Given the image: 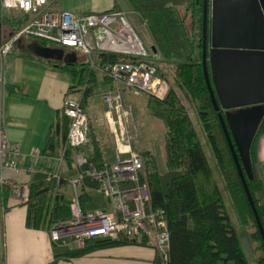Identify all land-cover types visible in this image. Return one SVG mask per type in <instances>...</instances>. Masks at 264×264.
I'll list each match as a JSON object with an SVG mask.
<instances>
[{"label":"trees","instance_id":"1","mask_svg":"<svg viewBox=\"0 0 264 264\" xmlns=\"http://www.w3.org/2000/svg\"><path fill=\"white\" fill-rule=\"evenodd\" d=\"M129 1L133 10L146 23L162 57L176 61L172 64L176 67L179 79L189 88L187 92L197 104L200 122L225 183L229 204L239 225L249 230L258 264H264V234L207 84L203 64L204 0ZM6 10L1 17L2 24L7 26L9 33L13 30L18 31L27 23L26 16L16 12L12 15ZM36 40L44 45L49 43L40 37H32L28 43ZM23 49L28 51L26 47ZM145 57L130 52L102 51L97 64L104 66L141 59L151 63ZM46 61L69 76L70 90L81 94L85 107V100L97 89V72L92 68V62ZM209 72L212 76L213 69L210 64ZM152 103V110L163 118L167 129L169 171L160 172L156 156L151 151L143 152L148 166L152 205L160 210L170 234L168 259L166 261L162 259L163 264H250L239 226L230 214L218 176L208 159L195 124L188 114L182 112L174 86L172 85L171 93L166 100ZM70 125L71 119L63 111L58 115L54 131L50 133L46 144L45 150L49 157L63 156L61 154L65 151L64 156L67 163H70L75 162L73 155L76 152L86 151V147L75 148L71 145L68 137ZM259 132L264 134V118ZM235 150L237 152V149ZM88 157L89 160L103 164L94 156ZM48 164L49 162L45 160L43 168L36 172L30 183L27 201L29 226L39 227L45 225L48 219L58 221L72 217L71 200L58 191L57 186L52 190L57 179L50 178L52 173H55L52 170L55 169ZM241 169L246 175L243 166ZM254 181L256 179L247 178V185L264 226L260 200L252 188ZM7 194L8 192L1 191L2 201L7 199ZM102 240L104 242L97 243L101 247L135 244L111 238ZM93 245L94 243L89 242L85 249L67 251L62 257L84 256L96 248ZM154 264H162L157 252Z\"/></svg>","mask_w":264,"mask_h":264},{"label":"crops","instance_id":"2","mask_svg":"<svg viewBox=\"0 0 264 264\" xmlns=\"http://www.w3.org/2000/svg\"><path fill=\"white\" fill-rule=\"evenodd\" d=\"M123 4L120 3V0H56L52 8H56V10H70L82 14L113 9L123 11L125 10L122 7ZM128 6H130V3ZM127 11L130 12V9ZM133 11L131 10V12ZM92 31L93 38H95V43L92 44V52L95 47L100 53L102 51H132V48L127 46L128 42L125 38L113 34L110 30L97 28ZM46 60L37 57L29 49L27 51L23 47L18 46H14L3 57L0 56V128L3 126L6 129L10 142L17 144L22 154L19 160L22 170H6L3 172L0 169V179L6 178L15 185L25 186L26 198L23 199L17 196L11 187L0 184V190L8 192L5 201H2L0 198V263L154 264L156 251L153 248L141 244H120L101 247L97 243L104 242L103 238L88 241V244L91 242L94 243L93 246H96L90 253L81 257L72 256L71 258H63L62 255L67 251L80 250L73 246H62V244L56 243L52 239V227L66 220L51 221L48 219L45 225L42 224L39 227L27 224V201L29 200V187L33 176L43 168L45 160L49 162L48 165L52 166L53 169H56L58 166L60 170L63 164H67V160H63L62 156L49 157L45 149L50 133L54 131L58 115L63 111L65 112L66 96L71 91L70 78L67 74L60 72L57 68L48 64ZM100 75L97 76L96 91L85 100V109L91 120L89 142L85 153L88 156L96 157L100 163H108L112 162L118 153H122L124 157H129V153L126 150V146L129 144L132 148L138 150L136 152L143 155L142 151L144 149L140 150L138 148L136 140L145 129L141 127L142 125L138 124L140 122L137 121L135 116L132 117L135 120L130 122V129L128 130H113L112 125L108 121L107 112L109 105L103 99V94L112 88V84L104 76L101 77ZM125 98L127 101L131 98L127 92L125 93ZM154 119L156 120L157 129L160 134H163L165 137L163 140L162 161L160 162L151 147L145 151H151L156 156L159 171L165 173L169 171L166 147L167 130L163 120L157 117ZM132 127L133 129H131ZM122 131H126L123 137L121 135ZM235 149H237L236 146ZM37 151L41 152V154H36ZM251 157L254 170L253 180L256 179L253 182L252 188L260 200L264 216V134L259 132V130L252 144ZM238 158L242 164L240 154ZM242 166L244 167L243 164ZM23 168L26 169L24 170ZM72 168L74 167L72 166ZM78 171L80 174L79 169ZM59 173L58 171L52 173V176H50V178H57L56 185L52 190L57 186L58 191L65 194L62 190L67 183L59 185L63 181L60 178L63 176ZM245 173L247 181V178H250L246 170ZM57 174L60 176H56ZM57 182L59 183L58 185ZM80 188L82 189L81 192ZM90 191L98 190L90 184H82L77 188L74 198L70 199L71 202L73 203L79 197L85 212L95 210L110 211L104 208L95 210L86 209V206L92 200L89 195ZM73 217L74 215L70 219ZM242 229H245L247 232L246 235L253 250L254 263L250 260V264H258L254 246L250 241L249 230L246 227H242L241 231Z\"/></svg>","mask_w":264,"mask_h":264},{"label":"built area","instance_id":"3","mask_svg":"<svg viewBox=\"0 0 264 264\" xmlns=\"http://www.w3.org/2000/svg\"><path fill=\"white\" fill-rule=\"evenodd\" d=\"M56 0H0V15L6 9H13L28 18L27 24L16 31L13 39H0V56L11 50L14 40L40 37L57 47L73 52L82 49L91 54L86 43L90 29L105 28L126 39L132 48L130 53L144 56L145 51L139 42L138 34L127 14L120 10H106L79 14L70 10L52 8ZM129 53V52H127ZM92 68L106 72L116 82L151 96L158 101L166 100L172 90L167 75L157 66L145 61L116 62L98 66L92 61ZM110 100V96H106ZM65 114L71 119L69 141L73 147H86L89 142L90 118L82 98L70 91L65 100ZM125 132L122 131V137ZM129 141V140H128ZM129 157L118 153L112 162L99 164L89 160L84 151L73 156L80 174L73 179L77 187L88 181L96 184L113 204L110 211L95 210L85 212L79 197L71 205L74 217L55 224L51 229L52 239L62 246L83 249L88 241L95 238H111L117 241L133 242L153 248L161 259L167 260L170 234L159 210L152 205V191L148 180L145 159L127 144ZM63 152V160H66ZM36 154H41L37 151ZM21 150L10 142L6 129L0 128V169L20 171ZM24 170L26 168H23ZM58 176V174L56 175ZM1 185L11 187L13 192L25 198V186L15 185L6 178ZM94 186V185H92Z\"/></svg>","mask_w":264,"mask_h":264},{"label":"water","instance_id":"4","mask_svg":"<svg viewBox=\"0 0 264 264\" xmlns=\"http://www.w3.org/2000/svg\"><path fill=\"white\" fill-rule=\"evenodd\" d=\"M22 47L47 60L79 62L76 53L39 40ZM154 50L157 52L156 46ZM203 64L212 100L264 234L241 169L243 164L249 178L254 179L251 148L264 118V0H204Z\"/></svg>","mask_w":264,"mask_h":264},{"label":"rangeland","instance_id":"5","mask_svg":"<svg viewBox=\"0 0 264 264\" xmlns=\"http://www.w3.org/2000/svg\"><path fill=\"white\" fill-rule=\"evenodd\" d=\"M120 3H124L122 5V7L125 10H123V11H125L129 20L133 24L137 34L139 35L138 36L139 42L142 44V46L144 48V51H145L144 56H146L145 58L149 59L151 61V64L153 63V65L160 68L162 70V72L167 75L168 79L170 80L171 85L174 86V91L176 92L177 97L181 103L182 112L183 113L185 112L186 114H188V116L191 118V120L195 124L196 129L198 131V134H199V136L202 140V143L204 145L205 152L208 156V159H209L213 169L215 170L216 175L218 176L220 185L222 187V193H223V196L225 197L226 202L228 204L230 214H231L232 218L234 219V222L236 224H238V226H239V229H240V232L242 235V239H243L244 245L246 247L249 259L252 261V263H254V258L252 256L253 250L250 246L249 238H247V235H246L247 232L245 231V229H242V231H241L242 226L239 225V223L237 222L238 220L233 213V210L231 208V204H229L230 201L228 199V194H227V190L225 188V183L222 180V177L218 171L216 158L212 154L211 148L209 146L208 138H207L205 131H204V128L200 122L199 111L196 107L197 104L193 100V98H191V95L189 94V92H187V90H189V88H187L185 86L186 84H183V81H181L179 79L180 77L178 76V72L176 70V67L174 64H172V63H175L176 61L170 60V59H165L159 53V50H157V52H155V50H154V46H155L154 39H153L152 35L150 34L146 23L140 18V16L135 11H133L132 5H131L129 0H120ZM129 3H130V6H128ZM54 9L56 10V8H54ZM129 9H130V12L127 11ZM131 10L133 12H131ZM6 11H8L12 15H14L16 12L13 9H9ZM2 14H3V12H1V15H0V39L4 40L6 42V41H9L10 39H13V36L16 34V31L13 30L12 33H9V29L7 28V26H3V24H2L3 20L1 17ZM26 24L27 23H25V25ZM21 29H19V30H21ZM31 38H27V39L21 38L22 43H18L19 40H14V44H12L11 49H13L14 46L22 47L23 44H25V43L27 44L28 40ZM85 39H86V43L92 49V44L95 43V41H94L95 38H93L92 29H90V32L86 35ZM125 44H126V42H125ZM48 45L51 46L53 44L51 42H49ZM127 46H129V44ZM125 49H127V48L125 47ZM73 52H75L77 54L79 61H87V62L94 61L96 63V65H98L97 62H98V57H99L100 51L97 50L96 47L93 49V52L90 55L86 54L82 49H76V50H73ZM93 69L97 72L96 76H99L100 74H104V75H100V76L101 77L104 76V78L112 84V88H110L109 91H107L106 93L103 94V99L109 105V109L107 112V119L110 122V124L112 125L113 130H128V129H130L129 124H130V122H133V120H135V119H132V117L135 116L137 121L140 122L138 124L142 125L141 127L143 129H145L144 132L140 133V136L136 140V144L138 145V148L140 150L144 149L143 151H145L147 148L151 147L161 162L163 159V140L165 137L163 134H160L159 130L157 129V123H156V120L154 118L157 117L161 120H163V118L157 116L154 113V111L152 110V106H153L152 102H157L158 100L154 99L153 97L151 98V96L148 97L146 94L139 92L137 90H134L132 88H129L122 83L116 82L106 72H104L102 70L95 69V68H93ZM126 92L131 97L129 101H127L125 98ZM75 93L81 97V94L79 92H75ZM107 95L110 96L109 101L106 100ZM90 124H91V120H90ZM164 126L166 128V125H164ZM131 129H133V127ZM124 132L126 133V131H124ZM132 149L135 152L138 151L134 148H132ZM143 151H142V153H143ZM71 165L74 168H72ZM145 166H146L147 175H148V166L146 164V160H145ZM58 171L60 172L59 174H61L63 176L60 178L62 180H64V183L65 182L67 183L63 187L62 191L65 192L68 199H73L75 194H76L77 188H79V186H81V185H79L76 187L73 183L74 177L79 176V171H78L77 167L74 166L73 161H71L69 164L68 163L63 164V167L60 170L58 169V166H57L55 169V172H58ZM59 174H58V176H60ZM55 179H57V178H55ZM148 180H149V176H148ZM62 184L63 183H61L60 185H62ZM87 184L96 186V184L91 182V181H88ZM81 191H82V189L80 188V192ZM89 195L91 196L92 200H90L89 204L86 206L87 207L86 209L95 210V209H99V208H104V209L111 210L113 208V204L110 202V200L102 192L90 191ZM73 215H74V213L72 214V216ZM141 245H143V244H141ZM145 246H147V245H145ZM147 247H149V246H147ZM161 262L163 264L162 259H161Z\"/></svg>","mask_w":264,"mask_h":264},{"label":"clouds","instance_id":"6","mask_svg":"<svg viewBox=\"0 0 264 264\" xmlns=\"http://www.w3.org/2000/svg\"><path fill=\"white\" fill-rule=\"evenodd\" d=\"M51 46H54V45H51Z\"/></svg>","mask_w":264,"mask_h":264},{"label":"bare ground","instance_id":"7","mask_svg":"<svg viewBox=\"0 0 264 264\" xmlns=\"http://www.w3.org/2000/svg\"><path fill=\"white\" fill-rule=\"evenodd\" d=\"M121 11V10H120Z\"/></svg>","mask_w":264,"mask_h":264}]
</instances>
